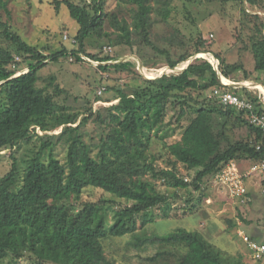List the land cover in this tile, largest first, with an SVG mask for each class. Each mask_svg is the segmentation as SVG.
I'll use <instances>...</instances> for the list:
<instances>
[{
  "label": "trees",
  "instance_id": "1",
  "mask_svg": "<svg viewBox=\"0 0 264 264\" xmlns=\"http://www.w3.org/2000/svg\"><path fill=\"white\" fill-rule=\"evenodd\" d=\"M178 1L184 0H118L108 11L107 0H63L78 24L75 36L70 37L76 48L64 47L54 55L44 54L0 19V41L6 43L0 45V151L30 139L32 133L42 140L39 150L25 162L22 175L15 160L0 181V264H17L23 258L34 264H119L106 253L103 240L124 234H130L128 249L152 248L145 262L138 264H245L242 255L222 249L199 230L149 231L146 226L152 218L148 211L168 204L171 197L146 176L179 189L200 190L206 176L220 173L233 160L261 161L263 130L250 123L247 111L211 96L216 88L232 91L252 100L256 110L264 113L259 97H251L246 88L241 93L240 87L224 85L220 78L249 81L251 73L242 63L227 62L216 54L220 75L207 58L196 57L180 72L151 79L137 71L135 60L108 63L120 54L99 55L88 49L89 38L106 39L110 47L125 46L138 54L145 66L156 67L161 55L171 68L195 54L213 51L201 34L189 38L178 28L168 33L156 30L170 23ZM60 3L55 0L56 7ZM256 28L252 52L255 69L261 71L264 18ZM81 53L98 61L103 75L120 81L118 75L126 74L140 83L131 92L122 83L109 86L117 102L95 111L90 107V114L79 124L77 114L49 123L56 102L52 92L39 85V70L61 57L87 62ZM24 60L29 61L26 71L21 67ZM90 118L103 131L97 144L87 142L81 132ZM173 124L181 127V137L168 144V166L163 167L151 151L152 134L165 139L175 132L171 131ZM61 126V132L49 133ZM37 128L45 133L39 135ZM237 130H243L239 136ZM58 144L67 146L65 163L54 155ZM45 150L50 151L48 161L42 159ZM180 164L196 170L193 179L181 174ZM88 187L126 203L85 199ZM163 216H168L166 211Z\"/></svg>",
  "mask_w": 264,
  "mask_h": 264
},
{
  "label": "rangeland",
  "instance_id": "2",
  "mask_svg": "<svg viewBox=\"0 0 264 264\" xmlns=\"http://www.w3.org/2000/svg\"><path fill=\"white\" fill-rule=\"evenodd\" d=\"M59 7H56L55 0H0V19L7 22L13 30L18 32L29 44L39 48L46 55H54L63 48L72 50L76 48L70 37H74L78 24L71 17L68 8L60 0ZM79 2L80 0H74ZM90 1V0H88ZM118 0H107L106 10L111 11L117 5ZM5 3V6L3 4ZM176 8L170 18V23L160 24L156 30L163 33L171 32L178 28L189 38L203 36L211 45L213 51L201 52L200 56L215 60L216 54H220L227 62L242 63L251 73L249 81H239L240 85L233 87L246 88L251 97H259L264 105V70L256 71V61L252 52V36L256 32V27L264 18V0H184L175 3ZM259 14L260 18L256 17ZM264 33V31H263ZM68 34V39L65 35ZM88 49L98 52L99 55L105 53L118 52V59L112 62L124 60H135L137 71L145 78H158L166 73L180 72L182 68L188 66L196 57L191 56L186 62L180 63L175 68L165 64V56L158 55V65L156 67L145 66L140 56L129 52L125 46L117 48L110 47L105 40L89 38L87 40ZM0 45L6 43L0 41ZM172 52H174L172 50ZM85 55V54H84ZM86 56V55H85ZM88 57V56H87ZM90 58V57H88ZM91 59V58H90ZM87 62H77L73 56L61 57L57 62H49L39 70L40 86H46L54 95L56 102L55 112L52 118H48L49 123L57 121L58 117L66 118L69 114H77L79 124L84 116L90 114L89 109L97 110L100 106H108L113 101L115 91L110 87L122 83V88L131 92L133 86L140 83L138 78L121 76L120 81L106 74L97 68L98 62L85 59ZM27 60L21 63V67L27 70ZM116 76V74L114 75ZM241 77V73L237 74ZM259 81H254L258 80ZM224 80H228L224 78ZM248 82V83H246ZM252 83H260L258 88ZM110 86V87H109ZM103 87L107 89L103 93L99 90ZM235 91V90H234ZM246 92L245 89L240 90ZM169 119V118H168ZM186 121H182V125ZM63 126L58 127L50 134L61 132ZM173 134L165 139H160L158 135L152 134L151 151L158 156V164L167 167L168 144L175 142L181 137V127L173 124L171 131ZM243 131V130H242ZM237 130L236 136L242 132ZM39 135L44 134L39 128L36 129ZM84 139L93 144H97L102 136V130L90 118L87 124L81 127ZM42 140L36 133H32L30 139L22 141L19 145L0 151V181L9 172L11 165L16 160L20 167L21 175L26 167V161L31 159L39 150ZM54 155L65 163L67 156V146L58 144L55 147ZM50 151L45 150L42 155L44 161H48ZM242 173L248 172L251 160L244 158L237 161ZM218 174H211L203 179L202 188L195 190L190 188H176L175 186L158 179L146 176L160 192L171 197L168 204L161 208H151L148 214L152 218L146 228L154 233L166 234L178 227H185L190 230L201 231L207 239L229 251L232 254L242 255L245 264H264L253 256L251 248L243 239V235H250L251 226H262L264 220V201L258 203L251 197L248 202L242 203L231 194V185L227 183L224 170ZM181 174L188 180L193 179L196 170H186L180 164ZM22 177V176H21ZM259 175H250L244 178V183L248 189H254V181ZM225 181V182H224ZM260 192L258 196L260 197ZM263 194V192H262ZM264 196V195H263ZM85 199H112L119 204H125V200L114 198L112 194L104 192L95 187H88L84 192ZM263 200V199H262ZM166 211L168 216H163ZM262 212V213H261ZM261 213V214H260ZM112 221V219H111ZM249 222V223H247ZM130 234L121 236H110L103 240L106 253L114 257L119 264H138L145 262L144 257L152 251V248L128 249V239ZM17 264H34L30 258L18 260Z\"/></svg>",
  "mask_w": 264,
  "mask_h": 264
},
{
  "label": "built area",
  "instance_id": "3",
  "mask_svg": "<svg viewBox=\"0 0 264 264\" xmlns=\"http://www.w3.org/2000/svg\"><path fill=\"white\" fill-rule=\"evenodd\" d=\"M64 38L68 39L69 38L68 34H66ZM73 42H75V40H73ZM80 55L84 59L91 60L82 53ZM214 58L215 60H218L216 57ZM18 60L19 57L16 56V61ZM209 61L212 62V60ZM213 65L215 66V64ZM13 66H16V63H14ZM216 66H218V64H216ZM221 82L224 85H228V83H226L224 80H221ZM104 90H106V87L101 88L99 90V93L100 94L103 93ZM211 96L219 97L225 105H233L240 110L247 111L248 113L247 115L250 123L256 125L257 127H260L264 132V113H259L256 110V105L252 100L246 97H241L232 91H222L221 89L218 88H216L212 92ZM260 98H261V94H259V99ZM238 165L239 164L237 163V161L233 160L229 162L226 165L227 167L225 168L223 173L224 176L226 177L225 181L231 185L230 187L231 194H233L235 198H238L242 203L248 202L250 197H249L248 188L244 183V178L250 175H259L262 179V192L264 195V157L262 158L261 161L251 163L248 172L245 173H242V171H240ZM243 239L247 242L248 246L251 248L255 259L259 261H264V232L261 240L254 239L245 234L243 235Z\"/></svg>",
  "mask_w": 264,
  "mask_h": 264
},
{
  "label": "crops",
  "instance_id": "4",
  "mask_svg": "<svg viewBox=\"0 0 264 264\" xmlns=\"http://www.w3.org/2000/svg\"><path fill=\"white\" fill-rule=\"evenodd\" d=\"M258 178V181H254V184L256 187H254V190L251 188V189H248L249 191V195L251 197V200L254 199L257 200V201H260L258 203H262L264 201V196L262 194V184H261V181L259 180V177ZM261 193L260 194V197L258 196V193ZM263 199V200H262ZM262 213V212H261ZM260 213V214H261ZM249 223V222H247ZM263 232H264V220H263V225L262 226H251L250 227V237L254 238V239H258V240H261L262 236H263Z\"/></svg>",
  "mask_w": 264,
  "mask_h": 264
},
{
  "label": "water",
  "instance_id": "5",
  "mask_svg": "<svg viewBox=\"0 0 264 264\" xmlns=\"http://www.w3.org/2000/svg\"><path fill=\"white\" fill-rule=\"evenodd\" d=\"M202 53H198V54H196L195 55V57H201L200 55H201ZM108 63H112V61H109ZM213 63V62H212ZM213 64H215V63H213ZM189 65V64H188ZM188 66H186V67H184V68H182V70H184L185 68H187ZM215 68H216V70L218 71V66H216V64H215ZM218 73H219V75H220V72L218 71ZM161 77V76H160ZM149 78H151V79H153L154 77H149ZM220 78H221V80H224V78L225 77H223L222 75H220ZM246 83H248V82H246ZM233 84L234 85H240V83L239 82H233ZM260 83H252V84H248V85H253L254 87H256V88H258V85H259ZM228 85H232V84H228ZM264 85V84H263Z\"/></svg>",
  "mask_w": 264,
  "mask_h": 264
},
{
  "label": "bare ground",
  "instance_id": "6",
  "mask_svg": "<svg viewBox=\"0 0 264 264\" xmlns=\"http://www.w3.org/2000/svg\"><path fill=\"white\" fill-rule=\"evenodd\" d=\"M226 83H230L231 81L228 79L227 81L226 80H224Z\"/></svg>",
  "mask_w": 264,
  "mask_h": 264
}]
</instances>
